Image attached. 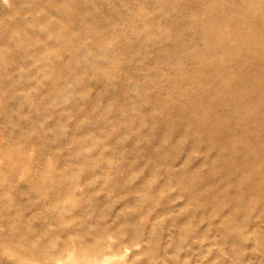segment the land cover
I'll return each mask as SVG.
<instances>
[{
  "label": "rangeland",
  "instance_id": "374dc122",
  "mask_svg": "<svg viewBox=\"0 0 264 264\" xmlns=\"http://www.w3.org/2000/svg\"><path fill=\"white\" fill-rule=\"evenodd\" d=\"M240 39L264 0H0V264H264V95L228 121L223 145L258 143L231 174L204 119L235 106L223 73L264 80Z\"/></svg>",
  "mask_w": 264,
  "mask_h": 264
},
{
  "label": "bare ground",
  "instance_id": "6f19581e",
  "mask_svg": "<svg viewBox=\"0 0 264 264\" xmlns=\"http://www.w3.org/2000/svg\"><path fill=\"white\" fill-rule=\"evenodd\" d=\"M209 14H210V16H209V18H208V21L207 22H204L202 25H208V23H209V25L208 26H212V25H214V27H215V29H214V31H213V35H215V36H221L223 33H222V31H221V28H222V26L220 25V23H219V20H217L216 18H215V16L214 15H216V16H218L216 13H214V11H210L209 12ZM220 15V14H219ZM176 19V18H175ZM220 19V18H219ZM215 21V22H214ZM224 23V22H223ZM176 25V24H175ZM217 26H219V28L217 27ZM177 30V29H176ZM174 31H175V29H174ZM240 37H242L241 35H240ZM253 46H255L256 47V49H260V50H258L257 52H250V49L248 48V47H253ZM239 49H244L245 50V52H247L248 54V56H249V59H248V57L246 58L245 57V59L244 58H241V57H239V58H237V60H240V61H237V63L238 64H242V66H243V64L245 65V64H249V62L250 61H254L255 60V58H257L258 56H260V55H262L263 54V52H264V42H262V44H258V45H256V41L254 40V39H250V40H243V39H240V42H239V44H238V46H237V48H236V50H239ZM169 51V50H168ZM242 51V50H241ZM172 55V54H171ZM195 56V55H194ZM199 56V55H198ZM244 56V55H243ZM197 57V56H196ZM201 57V56H200ZM193 57H191L190 59H192ZM226 59H229L230 60V58H231V54H230V51H227L226 52V57H225ZM185 59V58H184ZM226 59L225 60H222V61H220V62H218V64L219 65H221L222 67H227V64H228V66H229V63H224V61H226ZM205 60V59H204ZM261 60V59H260ZM202 61H203V59H202ZM257 61V60H256ZM206 62V61H205ZM235 63V62H234ZM215 64H216V62H215ZM256 65V64H255ZM260 66H259V68L260 69H264V64H263V66L261 65V64H259ZM210 66V65H209ZM216 66V65H215ZM232 66V65H231ZM236 66V65H235ZM250 66V65H249ZM202 67L203 68H206V67H204L203 65H202ZM251 67V66H250ZM203 68H201V69H203ZM214 68V67H213ZM230 68H232V67H230ZM241 68V67H240ZM247 69H248V67H246ZM196 69V68H195ZM200 69V68H199ZM208 69H210V68H208ZM225 69V68H224ZM239 69V68H238ZM185 70V69H184ZM229 70H231V69H229ZM196 71V70H195ZM260 71H262V70H260ZM197 72V71H196ZM239 72H240V77H239V81H238V83H239V85H235V82L234 83H231V79L229 78V76L228 75H226L225 73H223L222 74V78L220 79V82L218 83L219 85H217V87L216 88H214V89H211V91H210V94H211V96L214 98V99H216V100H219V99H221V98H224V99H226V98H229L230 99V101L229 102H231L232 104H234L235 106H234V108L233 109H229L230 111H228L227 112V114H225L226 115V121H222V120H220L219 118H217V114L215 113V115H216V117H211L210 118V114L208 115L209 116V119L208 118H206V117H204V119H205V123H206V129L208 130L209 128L208 127H211L210 128V131H211V133H210V137L212 138V142H220L221 143V146L223 145V143L224 142H226L227 140H228V138H227V135H228V133H229V131L231 130V129H229V124H228V121H230V118H233V116L237 113V111H239V110H242V101H243V99H245V97L247 96V94H248V96L250 95L251 97L253 96V94L254 93H258L259 95H264V80L262 79L261 81H260V78H257L258 76H259V74H254V73H250L249 71H244L243 69H239ZM186 73V72H185ZM195 73V72H194ZM206 73V72H205ZM235 73V72H234ZM233 73V74H234ZM180 74H181V72H180ZM199 74V73H198ZM197 74V75H198ZM219 75V74H218ZM236 75V74H235ZM184 76V75H183ZM210 76V75H209ZM234 76V75H233ZM186 77V76H185ZM181 78V77H180ZM179 78V79H180ZM187 78V77H186ZM204 78V77H203ZM217 78V77H216ZM196 79V78H195ZM212 79V78H211ZM210 79V80H211ZM236 79V78H235ZM184 80H185V78H184ZM191 80V79H190ZM204 80H205V78H204ZM182 81V80H181ZM186 81V80H185ZM188 81V80H187ZM199 81V80H198ZM263 81V82H262ZM189 82V81H188ZM175 83V82H174ZM198 83V82H197ZM208 83V82H207ZM212 83V82H211ZM176 84V83H175ZM179 84V83H178ZM206 84V83H205ZM213 84V83H212ZM241 84H242V86H243V88L241 87ZM248 84H250V87H249V89L247 90V91H245V89H246V86L248 85ZM180 85V84H179ZM184 90V89H183ZM185 91V90H184ZM187 92V91H186ZM190 92H192V91H190ZM183 96V95H182ZM260 98V97H259ZM258 98V99H259ZM250 99V98H249ZM169 101H170V99H168ZM177 100H178V98H177ZM181 100H182V98H181ZM247 100V99H246ZM159 101V100H158ZM179 101V100H178ZM156 102H157V100H156ZM160 102V101H159ZM167 102V101H166ZM171 102V101H170ZM169 102V103H170ZM227 102V101H226ZM245 102V101H244ZM153 103V102H152ZM158 103V102H157ZM210 103V102H209ZM228 103V102H227ZM260 103V102H259ZM166 104V103H165ZM253 104L255 105V103H250L249 105H252V106H250L248 109H246L245 111H247V115L249 114L250 116H252L253 114H255V116L253 117V119L250 121V130H253V129H255V128H259V126H260V124H261V121L263 120V118H264V114L263 113H260V112H253V109H254V107H253ZM216 106V105H215ZM214 106V107H215ZM227 106V105H226ZM247 106V105H246ZM196 107V106H195ZM245 107V106H244ZM258 107V106H257ZM184 108H189V109H191L192 107H189L188 105H185L184 106ZM228 108V107H227ZM246 108V107H245ZM186 110V109H185ZM188 111V110H187ZM190 111V110H189ZM197 111V110H196ZM175 113V112H174ZM182 113V112H181ZM222 113V112H221ZM242 113V112H241ZM177 115V114H176ZM186 115V114H185ZM204 115H205V113H204ZM213 115V114H212ZM173 116V115H172ZM199 116V115H198ZM220 116V115H219ZM171 117V116H170ZM203 117V116H202ZM225 117V116H224ZM236 117V116H235ZM247 117V116H246ZM172 118V117H171ZM175 118V117H174ZM186 119H187V117H185ZM184 118V119H185ZM202 119V118H201ZM200 119V120H201ZM208 119V120H207ZM161 120V119H160ZM165 120V119H164ZM175 120V119H174ZM232 120V119H231ZM145 121V120H144ZM244 121H245V119H244ZM244 121H242V122H244ZM169 122V121H168ZM234 122V121H233ZM173 123V122H172ZM201 123V122H200ZM238 123V122H237ZM155 124V123H154ZM207 124H209V125H207ZM238 124H240V123H238ZM264 124V123H263ZM176 125V124H175ZM237 125V124H236ZM233 126V125H232ZM176 127V126H175ZM202 127V126H201ZM238 127V126H237ZM245 127V126H244ZM248 127V126H247ZM159 128V127H158ZM183 128V127H182ZM193 128V127H192ZM196 128V127H195ZM231 128H233V127H231ZM187 130V129H186ZM240 130H242L241 128H240ZM178 131V130H177ZM169 132V131H168ZM173 132V131H172ZM250 132V131H249ZM182 134H184L183 132H182ZM195 134V133H194ZM169 135H170V133H169ZM189 135H191V134H189ZM235 135V134H234ZM193 136V135H192ZM230 136V135H229ZM258 136V135H257ZM257 136H255L256 138H257ZM170 137V136H169ZM261 137V139H262V135L260 136ZM190 139V138H189ZM218 139V140H217ZM198 140V139H197ZM246 140H248V139H246ZM259 140V139H258ZM246 142H248V141H246ZM165 143V142H164ZM199 144V143H198ZM194 146V145H193ZM224 146V147H223ZM222 147L224 148V151H225V155H224V157L222 158V160H223V168L225 169V171H226V173H228V174H231L230 173V170L231 169H233V168H231V167H233L232 166V163L233 162H235V160H236V155H239V157L241 156V155H243V156H245V155H247L249 152H250V149L253 147V146H258V143L257 142H255V143H251V145H243L242 143H238V145H237V143H227V146H225V145H223ZM194 148V147H193ZM208 148V147H207ZM213 148V147H212ZM254 151V150H253ZM220 152H221V148H220ZM261 150H259V154H261ZM223 154V153H222ZM221 155V154H220ZM255 155V154H254ZM249 157V156H248ZM250 158V157H249ZM258 159V158H257ZM249 162V161H248ZM216 164H217V162H216ZM222 164V163H221ZM262 164V163H261ZM220 165V164H219ZM218 165V166H219ZM236 166V165H235ZM221 167V166H220ZM246 168L247 169H249V170H251V171H253L254 173H256V174H260L261 173V166L259 165V164H255V163H246ZM236 171L238 172V171H240V169H239V167L238 166H236ZM240 173V172H239ZM223 174V173H222ZM252 176H255L253 173L251 174ZM206 176H207V174H206ZM264 177V176H263ZM262 177V178H263ZM246 178H248V176H246ZM207 179V178H206ZM245 178H242V182H243V180H244ZM247 182H249L248 184H249V187L251 188V189H256L257 191H258V193H259V196H262L263 194H264V187H263V185H261V187H260V189H257V184H258V182L257 181H253L252 179L250 180H246ZM216 183V182H215ZM244 183V182H243ZM262 184V183H261ZM247 185V184H246ZM245 185V186H246ZM244 186V187H245ZM240 187V186H239ZM192 189H194V188H192ZM224 190V189H223ZM222 191V190H221ZM206 192V191H205ZM245 197V196H244ZM247 197V196H246ZM208 199H209V197H208ZM212 199V198H211ZM236 199V198H235ZM207 201V200H206ZM235 201V200H234ZM237 201V200H236ZM239 201V200H238ZM251 201H252V198H251ZM235 204H236V202H234ZM239 203V202H238ZM3 251V250H2Z\"/></svg>",
  "mask_w": 264,
  "mask_h": 264
}]
</instances>
